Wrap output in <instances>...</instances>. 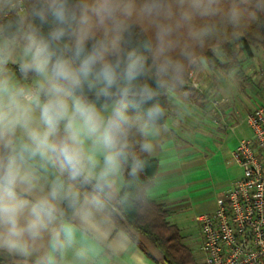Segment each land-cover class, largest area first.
Instances as JSON below:
<instances>
[{
  "label": "clouds",
  "instance_id": "1",
  "mask_svg": "<svg viewBox=\"0 0 264 264\" xmlns=\"http://www.w3.org/2000/svg\"><path fill=\"white\" fill-rule=\"evenodd\" d=\"M220 2L176 0L178 7L188 9L182 13L184 21L215 15ZM262 6L264 0L257 5ZM15 7L13 0H0V8ZM243 11L233 5L229 18L238 21ZM162 15H171L168 0H32L30 23L25 25L22 16L0 23V146L9 153L0 158V247L23 250L24 233L34 236L42 214L52 217L53 206L42 200L33 206L36 219L27 229L19 225L24 202L17 187L25 178L18 161L26 155L59 162L73 178L92 177L102 157L95 175L99 182L122 165L131 176L145 170L153 150L148 137L165 116L159 102L164 77L179 73L182 66L161 60L171 48L170 24L155 25L156 49L149 64L145 53L152 47L137 45L131 21ZM17 72L31 78V85L20 83ZM133 130L144 138L143 157L128 143ZM50 195L57 198L58 186ZM69 195L74 205L76 194Z\"/></svg>",
  "mask_w": 264,
  "mask_h": 264
},
{
  "label": "crops",
  "instance_id": "2",
  "mask_svg": "<svg viewBox=\"0 0 264 264\" xmlns=\"http://www.w3.org/2000/svg\"><path fill=\"white\" fill-rule=\"evenodd\" d=\"M206 60L199 56L191 61L186 80L189 90L168 88L166 91L165 120L155 125L148 137L153 145L148 156L157 160V172L146 190L148 198L167 209V221L178 228L182 242L200 263L201 236L196 217L213 212L240 175L241 167L232 161L231 153L240 140L251 137L246 116L256 106L249 105L242 117L235 107L227 104L220 91L225 87L234 92L235 87L209 78L211 72ZM9 67L15 70V65ZM238 73L241 75V69ZM249 73L254 77L248 82H264V55L253 61L244 75L248 77ZM17 79L24 85L32 83L31 78L24 79L18 72ZM190 79L196 86L189 83ZM138 139V145L129 144L135 155L142 153L140 144L144 138L138 134ZM8 154L0 146V158ZM98 159L92 177L86 173L79 176L93 198L67 183L54 160L26 155L23 161H18L25 178L17 187L19 199L24 202L18 215L20 227L27 229L36 219L32 209L42 200H48L53 213L51 218L42 214L43 223L34 236L24 233L23 250L0 247V251L10 256L11 264L163 263L160 253L145 236L126 229L123 224L118 226L96 202L99 200L112 208L123 184L120 170L99 182L95 175L101 170L103 159ZM54 185L59 188L56 199L50 195ZM70 192L76 194L74 205ZM120 220L124 223L121 216Z\"/></svg>",
  "mask_w": 264,
  "mask_h": 264
},
{
  "label": "trees",
  "instance_id": "3",
  "mask_svg": "<svg viewBox=\"0 0 264 264\" xmlns=\"http://www.w3.org/2000/svg\"><path fill=\"white\" fill-rule=\"evenodd\" d=\"M31 2L32 0H27L24 5L25 25L31 22L28 16ZM140 2L141 0H137V4ZM168 3L171 6V15L167 18L163 15L152 18L134 16L131 21V32L137 45L147 42L152 47L151 53H145L149 57V64L152 63L156 49L155 25L166 23L173 27V32L168 37L171 48L161 60L165 57L171 59L173 63L180 64L182 70L179 73L170 72L164 77L166 87L159 92V102L165 110V116L167 89L189 90L186 86V67L192 59L202 56L214 64L217 60L213 47H219L227 58L238 64L235 49L237 45L249 56L252 49L264 51V6L257 7L261 0H221L215 15L206 17L193 15L190 21L182 19V13L187 11V8L178 7L176 0H168ZM233 5H239L244 10L240 19L235 22L231 21L228 15V10ZM21 16L17 6L14 9L4 8L0 12V23H4L6 19L16 20ZM165 116L156 125L162 124ZM137 156L143 157L144 154ZM56 163L67 183L73 184L83 194L94 197L79 177L73 178L66 168H62L59 162ZM120 171L123 184L114 206L111 208L99 200L96 202L111 215L118 226L124 225L126 229L145 236L160 253L162 264H198L191 249L182 242L178 228L167 221L169 214L167 209L161 203L148 198L146 194L157 172V160L147 156L145 170L138 176L129 175L127 165H122ZM10 260L7 253L0 251V263H7Z\"/></svg>",
  "mask_w": 264,
  "mask_h": 264
},
{
  "label": "built area",
  "instance_id": "4",
  "mask_svg": "<svg viewBox=\"0 0 264 264\" xmlns=\"http://www.w3.org/2000/svg\"><path fill=\"white\" fill-rule=\"evenodd\" d=\"M20 2L19 13L24 10ZM189 83L196 86L192 79ZM246 123L251 137L231 153L240 175L213 212L196 217L201 264H264V100L247 114Z\"/></svg>",
  "mask_w": 264,
  "mask_h": 264
},
{
  "label": "rangeland",
  "instance_id": "5",
  "mask_svg": "<svg viewBox=\"0 0 264 264\" xmlns=\"http://www.w3.org/2000/svg\"><path fill=\"white\" fill-rule=\"evenodd\" d=\"M13 3H15L16 6L18 4L17 0H13ZM25 3H27V0H21L20 2L22 6H24ZM3 9L4 8H0V12ZM20 13L22 14V17L26 20L25 9ZM235 49L237 50V60L239 61L238 64L231 61L229 58H227L221 52L219 47H213V52H214L217 62L213 64L210 61L206 60V65L209 67L210 72H211L210 74H208L209 78H212L213 80L217 81V83L220 82L222 85L231 84L232 88L235 87L234 92L233 91L231 92L225 89L224 87L220 91L221 92L220 94L221 96L224 97V99L227 100L226 103L229 104L231 107H235L239 111V114L243 117L244 109H246L251 104L257 105L264 100V82H260L259 80H258L259 82L258 81H255L253 83L248 82L254 76H252L251 73H249L248 77L244 75L246 72V69L249 68V66L251 67V63H253V61L255 60H260V56L264 55V52L260 49H252V53L249 56L240 49L239 45H237ZM191 61L188 63L186 67V72H187V69L191 67ZM239 69H241V72H242L241 75H239L238 73ZM261 81H263V79H261ZM128 143L133 144V145L139 144L138 134L135 130H133L132 133H130L128 137ZM196 261L198 264H201L199 260H196ZM0 264H11V260L7 263H0ZM25 264H28V263H25Z\"/></svg>",
  "mask_w": 264,
  "mask_h": 264
}]
</instances>
